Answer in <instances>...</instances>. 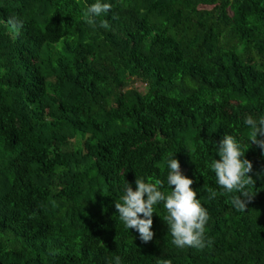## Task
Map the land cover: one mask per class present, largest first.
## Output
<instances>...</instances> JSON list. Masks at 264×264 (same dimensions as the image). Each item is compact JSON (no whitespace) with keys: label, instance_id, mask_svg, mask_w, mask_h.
Wrapping results in <instances>:
<instances>
[{"label":"trees","instance_id":"16d2710c","mask_svg":"<svg viewBox=\"0 0 264 264\" xmlns=\"http://www.w3.org/2000/svg\"><path fill=\"white\" fill-rule=\"evenodd\" d=\"M95 2L0 0V264H264V150L244 123L264 117V0H101L89 25ZM226 134L253 164L245 211L208 198ZM169 154L208 211L203 249L172 243L163 202L149 242L115 208L136 176L170 193Z\"/></svg>","mask_w":264,"mask_h":264},{"label":"clouds","instance_id":"9594fccd","mask_svg":"<svg viewBox=\"0 0 264 264\" xmlns=\"http://www.w3.org/2000/svg\"><path fill=\"white\" fill-rule=\"evenodd\" d=\"M111 7L109 3L96 0L84 10L83 18L89 25H95V18L109 12ZM9 23L11 29L17 33L22 27V21L16 17H11ZM100 26L108 28L109 24L106 20H102ZM244 123L251 129L249 141L264 150V139L261 138L264 137V117L248 115ZM214 143L219 159L213 160L210 168L214 171L216 184L222 191L218 193L209 188L207 189L208 198L215 199L218 194L238 193L233 196L231 204L235 209L245 211L248 201L253 196L246 190L247 186L255 182L250 175L253 170L252 161L245 158L246 150L242 149L232 134H226L218 144ZM167 168V184L171 188L168 194L161 190L164 184L160 180L152 182L136 176L135 189L127 181L120 202L115 203L119 219L123 221L127 229L136 230L143 242H149L154 236L152 231L154 206L163 202L167 212L163 220L171 232L172 243L178 248L188 246L203 249L211 243L205 239V226L209 220L208 211L198 199L197 192L191 187L194 183L193 179L181 172L180 163L175 154H169ZM114 262L121 264L120 257H115ZM164 264H170V261H164Z\"/></svg>","mask_w":264,"mask_h":264},{"label":"rangeland","instance_id":"374dc122","mask_svg":"<svg viewBox=\"0 0 264 264\" xmlns=\"http://www.w3.org/2000/svg\"><path fill=\"white\" fill-rule=\"evenodd\" d=\"M133 85H135L136 87H138L141 90L144 88V85L139 83V82L138 83H134ZM180 169H181V172L183 173L184 169H182L181 167H180Z\"/></svg>","mask_w":264,"mask_h":264}]
</instances>
